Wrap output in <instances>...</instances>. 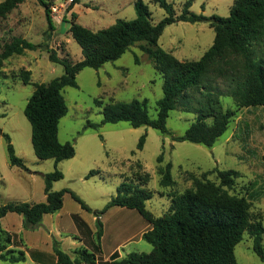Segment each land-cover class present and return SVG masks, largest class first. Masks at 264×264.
Returning a JSON list of instances; mask_svg holds the SVG:
<instances>
[{
    "label": "rangeland",
    "instance_id": "obj_1",
    "mask_svg": "<svg viewBox=\"0 0 264 264\" xmlns=\"http://www.w3.org/2000/svg\"><path fill=\"white\" fill-rule=\"evenodd\" d=\"M4 1L0 0V3ZM45 1L50 6L54 28H50L46 7L40 0H25L0 20V53L5 43H10L15 37L41 45L35 51L27 50L22 55L10 57L1 69L0 127L10 136L17 157L28 168L24 170L11 166L7 141L0 137L1 204L45 202L44 176L56 169L54 159L43 161L35 155L32 127L25 116V108L35 86L24 84L21 77L23 71L31 72L32 83H49L65 72L62 65L50 60V52L54 51L59 58L73 63L83 60L82 49L70 32L73 21L96 32L110 27L119 19L133 20L137 17V0H81L74 7L71 6L72 0ZM168 1L179 16L188 0ZM144 2L149 6L155 24L167 15L155 0ZM234 2L194 0L190 11L206 16L228 17ZM73 13L77 14L76 19H73ZM214 38L215 31L208 23L177 22L165 28L159 46L181 61L199 60L213 45ZM147 46V42H139L115 62L106 63L98 70L85 68L77 77L79 87L63 90L68 113L60 121L59 139L62 143H73L76 155L58 164L57 168L64 178L54 183L53 189L74 192L92 212L84 210L70 193L65 194L64 207L43 220L37 229H41V232L37 233L34 245L24 243L36 264H57L55 240L64 252L73 257L79 248H88L93 252L88 243L90 237L85 232L90 228L93 240L97 241L98 217L94 212L106 208L122 182L133 181L143 173L151 176L144 188L153 192L147 209L155 217H160L169 210L172 195L182 194L192 187L190 174L201 177L208 172V179L219 183L217 170L234 169L240 173V177L230 194L247 198L253 217L264 226L263 107L239 108L231 97H222L225 109L234 110L235 115L228 131L213 147L175 141L185 134L195 120L194 114L180 110L170 113L167 122L169 132L166 134L148 126L133 128L127 122H103L106 106L112 102L133 100H147L150 116L157 118V103L164 94V80L144 51ZM89 123L101 127H87ZM144 135L145 145L139 149L138 144ZM161 154L164 161L159 164ZM167 163L173 165L172 175L176 182L173 187L160 185L158 168ZM91 171L100 173L88 178ZM79 221L85 223L83 227H79ZM100 221L104 233L99 261H107L115 252H119L121 258H126L133 252L152 251V245L141 235L151 225L137 211L112 207L100 215ZM45 231L48 238L44 235ZM58 231L61 233L58 234ZM12 234L17 240L21 237L24 241L22 235ZM253 245V237L245 234L235 249L238 264H264L254 252ZM26 260L20 264H26Z\"/></svg>",
    "mask_w": 264,
    "mask_h": 264
},
{
    "label": "trees",
    "instance_id": "obj_2",
    "mask_svg": "<svg viewBox=\"0 0 264 264\" xmlns=\"http://www.w3.org/2000/svg\"><path fill=\"white\" fill-rule=\"evenodd\" d=\"M24 1L5 0L0 3V20ZM40 1L46 7L50 28H54L49 4L45 0ZM155 1L167 14L157 24L153 22L152 12L144 0L135 2V19H119L110 27L96 32L73 21L70 32L81 47L84 59L73 63L59 58L54 51L50 52V60L62 65L65 72L49 83H32L31 72L23 71L21 77L24 84L35 86L25 108V116L32 127L35 155L43 161L54 159L56 169L44 176L45 202H0V219L8 213H18L24 218L25 229L37 230L45 215L55 214L63 208L67 193L84 210L92 212L74 192L53 189L54 183L64 178L57 168L58 164L76 155L73 143H62L59 139L60 121L68 113L63 90L78 88L77 77L85 68L98 70L106 63L115 62L139 42H147L144 51L164 80V94L157 103V118L150 116L147 100H133L112 102L106 106L104 123L127 122L133 128L148 126L166 134L169 132L167 122L170 113L180 110L194 114L195 120L175 141L213 147L228 131L235 115L234 110L225 109L222 97H231L239 108H264V0H235L228 17L193 13L190 8L194 0H188L178 16L168 0ZM80 2L72 0L71 6ZM72 16L77 18L76 13ZM177 22H204L214 29L213 45L199 60L181 61L159 46L165 28ZM39 48L41 45L22 37L5 43L0 53V73L10 57ZM87 127L98 129L101 125L89 123ZM0 137L7 141L11 164L28 170L23 160L17 157L10 136L1 127ZM145 141L146 135L141 137L139 149H143ZM163 161L164 155L161 154L158 163ZM172 167V163H167L158 168L161 186L173 187L176 184ZM99 173L91 171L88 178ZM216 173L219 183L208 179V172L201 177L190 174L192 187L182 194L172 195L169 210L160 217H155L147 209V202L153 197V192L144 188L151 179L149 173L139 174L133 181L122 182L106 208L94 212L98 217L97 241L93 240L89 229L85 232L94 251L82 248L72 258L55 240L57 264H238L235 249L245 234L253 237L254 252L264 263V226L253 217L247 198L230 194L240 173L234 169L217 170ZM115 206L137 211L151 225V229L142 236L153 247L150 253L133 252L123 259L115 253L110 261L98 260L104 233L100 215ZM83 224V221L78 223L79 227ZM17 239L0 226V260L10 264L26 260L24 250L16 251L17 248H25L23 239Z\"/></svg>",
    "mask_w": 264,
    "mask_h": 264
},
{
    "label": "crops",
    "instance_id": "obj_3",
    "mask_svg": "<svg viewBox=\"0 0 264 264\" xmlns=\"http://www.w3.org/2000/svg\"><path fill=\"white\" fill-rule=\"evenodd\" d=\"M8 160H9V163L11 164V161H10V159H9V155H8ZM11 166H13V167H17V166H14V165H12L11 164ZM64 200H65V198H64ZM64 207V206H63ZM115 207H117V206H115ZM62 210V209H61ZM60 210V211H61ZM59 211V212H60ZM49 214H47V215H45L44 216V218H43V220H45V218H47V216H48ZM94 221H95V218H94ZM44 222V221H43ZM0 226L4 229V230H6L7 232H10L11 234L12 233H17V234H19V235H22L23 237H24V243H26V245H34V241H35V239H36V237H37V233L38 232H41L40 230L38 231V230H34V231H31V230H27V229H25L24 228V218H23V216L22 215H20V214H18V213H8L5 217H3L2 219H0ZM151 226H148L146 229H151L150 228ZM50 229V228H49ZM52 230V229H51ZM89 230H91L90 228H89ZM149 230H146V231H144L141 235L143 236V234L145 233V232H147V231H149ZM53 231V230H52ZM91 232H92V230H91ZM58 234H60L61 232L60 231H58L57 232ZM44 235H45V237H49V235L47 234V232L45 231L44 232ZM34 247H38L37 245H35ZM17 249H21V250H24L25 251V253H26V255H27V260H26V264H30V263H32V264H36L34 261H33V259L31 258V255L29 254V252H28V250L26 249V248H24V247H22V248H17ZM79 249H82V248H79ZM78 249V250H79ZM76 253V252H75ZM115 253H118V255H119V252H115ZM70 255V254H69ZM113 255V254H112ZM111 255V256H112ZM72 258H75V256H76V254H75V256L73 257L72 255H70ZM111 256L109 257V259L107 260V261H110V259H111ZM119 259H123V258H121V256L119 255ZM29 260H30V262H29ZM2 262H5V261H2V260H0V264H2ZM5 263H9V262H5ZM10 264V263H9ZM20 264V263H19Z\"/></svg>",
    "mask_w": 264,
    "mask_h": 264
},
{
    "label": "built area",
    "instance_id": "obj_4",
    "mask_svg": "<svg viewBox=\"0 0 264 264\" xmlns=\"http://www.w3.org/2000/svg\"><path fill=\"white\" fill-rule=\"evenodd\" d=\"M54 11H56V9H54Z\"/></svg>",
    "mask_w": 264,
    "mask_h": 264
}]
</instances>
